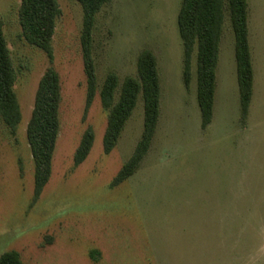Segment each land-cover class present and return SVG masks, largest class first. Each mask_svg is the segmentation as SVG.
<instances>
[{"label":"rangeland","instance_id":"rangeland-1","mask_svg":"<svg viewBox=\"0 0 264 264\" xmlns=\"http://www.w3.org/2000/svg\"><path fill=\"white\" fill-rule=\"evenodd\" d=\"M182 0H111L96 15L92 50L98 91L87 109L81 44L83 8L58 0L53 57L22 35V0H0L3 30L17 72L22 121L16 136L0 119V255L24 264H264V0H248L254 93L241 115L235 35L226 17L216 70L212 122L203 128L196 53L188 85L178 29ZM152 50L161 82L160 117L136 172L112 185L144 129L137 106L110 153L108 112L100 88L110 71L138 73ZM60 75V131L52 174L34 200V160L27 126L40 79ZM95 133L88 157L74 155L84 132Z\"/></svg>","mask_w":264,"mask_h":264},{"label":"trees","instance_id":"trees-1","mask_svg":"<svg viewBox=\"0 0 264 264\" xmlns=\"http://www.w3.org/2000/svg\"><path fill=\"white\" fill-rule=\"evenodd\" d=\"M83 8L81 44L87 78V109L98 91V79L92 50V34L97 13L111 0H76ZM61 14L58 0H22L19 20L24 39L53 57V36ZM235 35V57L240 91L241 115L246 118L254 93V67L249 40L248 0H182L178 13V29L184 49L183 78L191 81L193 57L196 53L197 100L201 124L206 128L213 119L217 87L216 70L226 17ZM138 73L122 81L110 71L101 88L100 98L108 112L103 138L104 151L110 153L117 145L132 116L140 95L144 102V129L131 157L117 173L112 185L130 178L149 151L160 117L161 82L155 53L143 50L138 57ZM17 72L3 30L0 16V119L16 136L22 111L15 90ZM62 86L59 73L49 68L40 79L35 103L27 126V140L34 160V200H37L52 174L53 157L60 131ZM95 133L88 128L76 149L75 164L89 155ZM0 264H24L16 250L0 255Z\"/></svg>","mask_w":264,"mask_h":264}]
</instances>
